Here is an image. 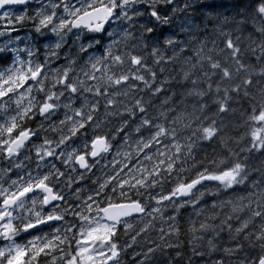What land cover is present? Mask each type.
I'll list each match as a JSON object with an SVG mask.
<instances>
[{
  "label": "clouds",
  "instance_id": "clouds-1",
  "mask_svg": "<svg viewBox=\"0 0 264 264\" xmlns=\"http://www.w3.org/2000/svg\"><path fill=\"white\" fill-rule=\"evenodd\" d=\"M89 2L111 15L92 27H60ZM4 12L21 19L17 35L0 30V76L8 80L29 61L43 72L0 98V140L30 131L13 153L0 147V186L46 177L60 197L21 200L18 237L24 222L49 213L63 218V232L101 192V204L111 195L144 209L115 223L114 264H260L264 147L252 130L264 122L250 116L264 110V0H25L23 10ZM45 16L54 17L47 27L39 23ZM225 168L228 182L202 181L163 198ZM116 173L117 182H143L125 185L124 197L118 187L101 190Z\"/></svg>",
  "mask_w": 264,
  "mask_h": 264
},
{
  "label": "snow or ice",
  "instance_id": "snow-or-ice-1",
  "mask_svg": "<svg viewBox=\"0 0 264 264\" xmlns=\"http://www.w3.org/2000/svg\"><path fill=\"white\" fill-rule=\"evenodd\" d=\"M24 4L25 0H0V10L13 6L23 10ZM65 11L68 12V9H65ZM111 12L112 9L103 3L98 2L93 5L89 2L83 9L77 7L72 12H68L72 19L62 20L60 27L68 23L73 27H78L81 23L92 27L89 21L106 19L111 15ZM155 14L153 13V15ZM20 19L19 16L13 17L4 12L3 15H0V21H6V26L0 30L11 35H17L18 27L15 25H18ZM53 20V16H45L41 18L39 23L47 27L48 22ZM227 46L229 48L233 47L231 40L227 41ZM133 62H136L135 58ZM23 63L24 61H21V64ZM28 65L26 70L17 68L15 73L8 77V80H4L0 76V98L8 96L13 91V87L21 88L26 83H30L31 80L39 78L43 72V65L41 64L35 70H32L30 61ZM28 73H30V76ZM225 75H227V70H225ZM4 85L8 86L5 87ZM250 119L256 122H264V110L254 111ZM15 128L16 125L12 124L8 128L9 134H12ZM205 132L209 135L212 134L209 129H205ZM261 133H264V128L257 126L252 130V137L254 140H259L260 146L264 147V139H261ZM29 135V130L21 131L15 136V139L0 140V147H4V151L11 154L15 151L16 146ZM5 145L7 146L5 147ZM177 151H179V147H177ZM95 154V152L92 153V155ZM78 159L83 160V157ZM163 163L164 161H159L158 165ZM81 167H84L83 163ZM169 167L171 166L169 165ZM141 174L143 175V169H141ZM153 174L158 175V169ZM116 175H119V173L107 176L101 183V190L111 188L114 193L116 187H118L122 190L121 197H124L126 195L123 191L125 185L135 187L137 183L143 182L142 180L135 181L133 176L126 179L121 178L117 182ZM231 176V170L225 168L215 175H200L189 178L187 182L178 183L173 193L163 198L171 199L174 194H187L202 181L228 182ZM46 179V177H42L35 182L29 181L19 188L5 189L0 186V240L4 241L3 245L0 246V264H114L115 258L119 255V250L113 243V237L116 233L114 225L122 216L134 212H143L144 209L140 202L124 198L113 200V197L108 195L101 204L99 197L102 193L96 192L87 197L83 212L78 209L74 213L76 220L79 222L74 223L71 227L64 228L63 232L58 227L63 218L57 214L49 213L38 219L24 222L22 225L23 238L18 237L16 235L18 231L16 219L18 217L15 213L21 200L35 195L37 192L46 193L43 201L45 204L60 199L46 183ZM113 185L115 187H112ZM94 210L95 215H93ZM36 215L39 217V213H36ZM46 227L49 230H46ZM68 232L72 233L71 237L67 235ZM21 239L24 242H18ZM260 264H264V258H261Z\"/></svg>",
  "mask_w": 264,
  "mask_h": 264
},
{
  "label": "rangeland",
  "instance_id": "rangeland-1",
  "mask_svg": "<svg viewBox=\"0 0 264 264\" xmlns=\"http://www.w3.org/2000/svg\"><path fill=\"white\" fill-rule=\"evenodd\" d=\"M0 25H1L2 27H5V26H6V21H0Z\"/></svg>",
  "mask_w": 264,
  "mask_h": 264
}]
</instances>
